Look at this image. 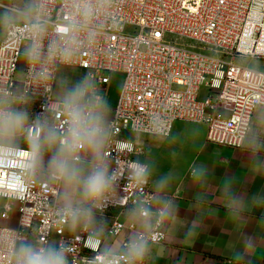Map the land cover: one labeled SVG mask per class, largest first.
Here are the masks:
<instances>
[{"label": "built area", "instance_id": "built-area-1", "mask_svg": "<svg viewBox=\"0 0 264 264\" xmlns=\"http://www.w3.org/2000/svg\"><path fill=\"white\" fill-rule=\"evenodd\" d=\"M107 7V5H106ZM114 15L96 21V42L72 67L91 71L107 95L111 77H124L112 111L109 159L124 177L119 198L97 215L110 218L107 234L120 235L126 213L152 219L150 245L166 242L165 217L155 209L150 177H129L135 143L127 135L169 138L180 122L207 125L209 142L239 149L257 109L264 108V72L241 66V60L264 59V0H115ZM60 32L67 11L60 0L51 4ZM18 39H0V86H21L27 71ZM61 68V69H62ZM55 85L51 86L55 93ZM206 91V94H203ZM40 111V102L34 107ZM27 152L0 158V233L20 228L34 240L69 245L70 264H103L101 240L89 226L71 238L66 220L54 210L55 188L31 181L24 171ZM120 209L117 217L109 216ZM131 229L136 230L135 226ZM129 239L124 241L122 249ZM0 264H11L9 251L0 250ZM116 264H128L120 255Z\"/></svg>", "mask_w": 264, "mask_h": 264}, {"label": "clouds", "instance_id": "clouds-1", "mask_svg": "<svg viewBox=\"0 0 264 264\" xmlns=\"http://www.w3.org/2000/svg\"><path fill=\"white\" fill-rule=\"evenodd\" d=\"M53 0H12L0 7V35L18 39L20 52L27 65L21 86H0V158L16 157L27 152L24 171L29 179L55 188L54 210L70 228L85 225L96 233L104 230L106 221L98 216L114 198L124 177L119 165L109 159L107 150L112 138L111 104L93 72L71 78L61 71L72 67L82 52L98 37L99 16L114 15L115 0H60L68 19L61 21L64 31L56 27L52 16ZM107 5V7H106ZM56 91L52 92L51 86ZM40 102V111L33 107ZM245 143L253 152L252 166L264 168L258 156L264 147V125H251L245 131ZM198 180L208 176L204 163L193 164ZM128 174L137 181L149 177L147 163L134 162ZM172 173L160 175L156 186L163 190ZM224 204L230 216L239 218L247 203L234 194L225 182ZM253 204L264 198L253 196ZM202 203V201H197ZM159 215H172L177 209L172 201L161 198ZM20 228L0 233V250L10 252L11 264H70L68 244L34 240ZM245 248H255L256 239L244 241ZM128 264H144L150 257V238L133 235L123 249L107 247L103 264H116L120 255ZM243 253H233V259Z\"/></svg>", "mask_w": 264, "mask_h": 264}, {"label": "crops", "instance_id": "crops-1", "mask_svg": "<svg viewBox=\"0 0 264 264\" xmlns=\"http://www.w3.org/2000/svg\"><path fill=\"white\" fill-rule=\"evenodd\" d=\"M61 71L66 75L75 71L83 73L71 68ZM117 101L115 98L110 102L112 111ZM252 125H264V108L256 110ZM207 131L205 124L180 122L169 138L151 136L135 144L137 154L131 166L134 162L150 166L151 189L156 194L155 209L162 207V197L172 201L177 209L165 217L166 242L151 245L150 257L144 264H264V203L251 201L253 196L264 198V168L252 166L254 154L246 143L239 149L221 146L207 140ZM258 156L264 159V147L260 148ZM199 163L208 167V176L202 180L195 177L192 168ZM167 172L172 173L173 178L161 190L156 180ZM225 182L230 183L234 194L247 203L238 219L230 216L225 208ZM120 214V209H113L109 216ZM153 217L142 219L137 212L126 213L123 219L126 229L116 237L107 234L110 218L102 217L106 221L102 232L90 229L101 240V251L105 253L109 246L122 249L124 241L131 236L150 231ZM132 225L136 230L130 228ZM81 229L69 226L68 238ZM249 238L256 239L255 248L244 247V241ZM52 241L59 242V238ZM237 251L243 253V258L234 260L233 253Z\"/></svg>", "mask_w": 264, "mask_h": 264}, {"label": "rangeland", "instance_id": "rangeland-1", "mask_svg": "<svg viewBox=\"0 0 264 264\" xmlns=\"http://www.w3.org/2000/svg\"><path fill=\"white\" fill-rule=\"evenodd\" d=\"M11 2L8 1H4V0H0V7H3L6 4H9ZM3 38V35H0V39ZM241 66H249L250 68L257 70V71H261L264 72V59H260V60H241L239 63ZM24 65V61H22V66ZM82 74V72H72V74L68 75L71 78H76L79 77ZM112 81L110 86L108 87V92H107V98L109 100V102H111L112 100H114L115 98H118L119 92L121 90V86L123 84L124 81V77L121 74H116L113 75L111 77ZM56 91V88H55ZM203 94H206V91H203ZM149 135H127V138H129L130 140H132L136 145L138 144L137 141L141 142L145 139H148ZM2 203H0L1 205Z\"/></svg>", "mask_w": 264, "mask_h": 264}]
</instances>
